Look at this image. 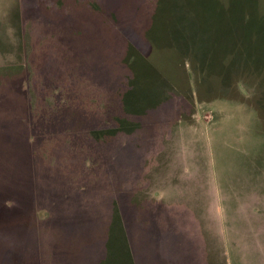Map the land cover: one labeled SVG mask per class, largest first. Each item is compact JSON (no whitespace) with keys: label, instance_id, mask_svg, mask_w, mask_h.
Wrapping results in <instances>:
<instances>
[{"label":"rangeland","instance_id":"374dc122","mask_svg":"<svg viewBox=\"0 0 264 264\" xmlns=\"http://www.w3.org/2000/svg\"><path fill=\"white\" fill-rule=\"evenodd\" d=\"M167 202L171 254L264 264V0H0V264L82 218L126 264L127 208Z\"/></svg>","mask_w":264,"mask_h":264},{"label":"crops","instance_id":"0c3cea01","mask_svg":"<svg viewBox=\"0 0 264 264\" xmlns=\"http://www.w3.org/2000/svg\"><path fill=\"white\" fill-rule=\"evenodd\" d=\"M167 204L165 206L162 203H153V205L151 204L152 208L147 209L148 207L143 206L142 210L140 209V207L129 209L127 208V222H125L127 223L126 227H128L129 238L131 237L129 222L133 221L134 224H137L139 227L141 226L143 233L146 231L148 234V240L150 241V243L148 241L146 243H143L146 244V251L147 249L150 250L149 247L153 249V251L154 249H157L159 252H161L159 254L162 255V253H164L166 255L167 260L170 262V264L172 263V261L174 262V257L181 259L184 258L185 264L187 259H190L189 264H208V261L207 263L205 261V254L207 253H204V250H200L197 245L194 249L188 248L187 250H176L171 254V244H175L174 239L175 235H177V233L175 234V231L177 232V228L174 225L173 220V216L175 214V212L173 213V207L170 205V202H167ZM129 206H131V204H129ZM64 219L70 218L65 217ZM136 220H138V222H136ZM58 225L61 229V231L59 230L61 235L59 237L60 240L58 239V242L56 240V244L53 247V254L56 258L55 263L90 264L91 261H94L93 258H97L101 255V253H104L105 255L106 251L104 250L105 252H103V249H105L106 247L105 242L104 244H97L95 246L96 233L94 231H96V229H93V225L88 224L85 219H73V223H63V221L61 220L60 222H58ZM187 235V238H192V236H189V233ZM193 241H195V239ZM131 244L133 245L132 253L134 256L135 264H140L139 260L145 250H142V246H138L137 249L133 241L131 242ZM181 254H183V257L181 256ZM178 262L179 261H176V264H179ZM16 264L23 263L18 262Z\"/></svg>","mask_w":264,"mask_h":264},{"label":"trees","instance_id":"16d2710c","mask_svg":"<svg viewBox=\"0 0 264 264\" xmlns=\"http://www.w3.org/2000/svg\"><path fill=\"white\" fill-rule=\"evenodd\" d=\"M116 224V223H115ZM115 227V226H114ZM115 232L116 233H119L118 232V230H116V227H115ZM119 230H121L122 231V235L119 237V235L118 234H116V235H118V238H124V240H122L123 241V243H125L126 244V246L128 247V252H129V255L128 256H124L123 257V261H125V263L126 264H135V260H134V256H133V253H132V251H131V248H130V244L128 243V240H127V236H126V233L124 234V236H123V225L121 226L120 225V228H119ZM124 232H125V230H124ZM114 234V233H113ZM113 237H111V239H109V245L110 244H114V243H116V242H114V240L112 239ZM118 238L116 239V240H118ZM21 243H22V241H21ZM122 249V248H121ZM107 259V258H106ZM105 259V260H106ZM126 259V260H125ZM122 261V260H121Z\"/></svg>","mask_w":264,"mask_h":264}]
</instances>
